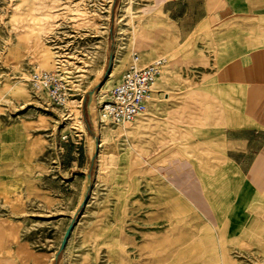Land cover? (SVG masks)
<instances>
[{"label":"rangeland","instance_id":"rangeland-1","mask_svg":"<svg viewBox=\"0 0 264 264\" xmlns=\"http://www.w3.org/2000/svg\"><path fill=\"white\" fill-rule=\"evenodd\" d=\"M167 1L0 0V264H264V208L233 211L231 233L225 208L242 180L264 201V132L203 129L202 113L228 90L233 48L237 118L262 116L264 66L245 63L244 34L222 33L257 19L229 11L246 3L208 0L186 35ZM133 59H163L161 77L144 115L120 134L111 123L100 148L98 108ZM40 72L80 101L83 128L32 87ZM214 106L211 126H224L228 98Z\"/></svg>","mask_w":264,"mask_h":264},{"label":"crops","instance_id":"crops-1","mask_svg":"<svg viewBox=\"0 0 264 264\" xmlns=\"http://www.w3.org/2000/svg\"><path fill=\"white\" fill-rule=\"evenodd\" d=\"M208 0H168L164 8H166V13L168 19L173 21L177 27L180 29L181 34L189 35L191 34L200 23L206 18L205 14V5L204 2ZM215 1V0H211ZM226 2H240L246 3V8L242 10H235L232 6H229V11L231 13H240L245 14L246 17L256 18L257 24L251 26H229L224 27L223 34L227 36L224 39H228L230 43L233 42L232 34L241 33L244 34L240 42L245 46V49H249L246 57L244 59L245 63L251 65H263L264 66V0H225ZM226 30V31H225ZM238 30V31H237ZM219 31H214L216 34ZM210 33V32H209ZM252 51V52H251ZM230 53H234V57H230L227 65L229 68L228 81L229 87L228 90L225 89L223 95L217 93L219 90H213L212 101H208L207 104H203V112L200 110L201 105H199L198 112L203 113V129H212L218 127L226 132L227 135L236 133V132H254L255 134L264 132V111L262 112L261 117H254L252 119L248 118H237L236 115V97H235V88L232 86L234 81L233 71L235 69L234 60L236 53L233 48H230ZM220 92V91H219ZM228 98V107L223 110V122L224 126H211L214 123L216 117V109L215 106L221 98ZM226 102V100H225ZM220 113V112H219ZM215 120V121H214ZM221 120V118H220ZM200 121V118H199ZM212 139V136L208 135L204 137V140ZM211 141V140H210ZM229 142H232L233 145L236 146L238 142L243 143L244 150L247 149L249 141L247 138L237 139V138H229ZM228 154H231V151H228ZM254 192L251 187L246 186V182L242 180L232 198L226 199L227 208V225L229 228L226 233H231V224L232 220L235 219L233 211H245L248 209H261L263 206V199L258 190ZM241 216V215H240ZM234 217V218H233ZM242 233V231L240 232Z\"/></svg>","mask_w":264,"mask_h":264},{"label":"built area","instance_id":"built-area-1","mask_svg":"<svg viewBox=\"0 0 264 264\" xmlns=\"http://www.w3.org/2000/svg\"><path fill=\"white\" fill-rule=\"evenodd\" d=\"M133 59L119 82L109 91L108 98L101 103L98 113L114 125H124L133 121L145 108L153 91L154 84L162 74L163 59L156 60L144 67H137ZM54 73H34L31 85L35 90L46 92L57 107H63L66 93L53 85Z\"/></svg>","mask_w":264,"mask_h":264},{"label":"bare ground","instance_id":"bare-ground-1","mask_svg":"<svg viewBox=\"0 0 264 264\" xmlns=\"http://www.w3.org/2000/svg\"><path fill=\"white\" fill-rule=\"evenodd\" d=\"M118 46H119L118 42H116L115 46H114V52H113L112 58H111V65H110L109 72H108L106 79L99 85L98 89L91 95L93 103L104 94V91H105L107 84L109 83V81L113 77V73L115 72L116 66L118 64ZM31 52H32V50H31ZM33 57L36 58V55H34ZM151 94H152V92H151ZM151 94H150V97H151ZM64 106H66V108H68V110L71 112V116H72L71 120L73 121V123L78 124V125H80L81 128H83V122L80 118V113H79L80 101L73 100V99L67 101V99H66L64 101ZM110 124H111V122L108 119H105L101 114H99V122L97 123L96 134H97V141L100 144L99 145L100 148L104 145L105 138L107 136H110V135L112 136V134L109 131ZM117 126L123 129V130H119V134L123 133V131L125 130V124L124 125H117ZM90 148H91V145H90ZM98 176H99V174H98V172H96L92 177V181H93L92 187L93 188L91 187V189L89 190V191H91V193L94 191V186L97 183ZM83 207L85 208V207H87V205L85 204ZM74 230H75V228L72 227L70 234L72 232H74Z\"/></svg>","mask_w":264,"mask_h":264},{"label":"water","instance_id":"water-1","mask_svg":"<svg viewBox=\"0 0 264 264\" xmlns=\"http://www.w3.org/2000/svg\"><path fill=\"white\" fill-rule=\"evenodd\" d=\"M88 179H89V176H88ZM71 229H72V225H69L67 230L65 231V233L63 235V239H62V242H61V248H63L65 246L67 237L70 234Z\"/></svg>","mask_w":264,"mask_h":264}]
</instances>
